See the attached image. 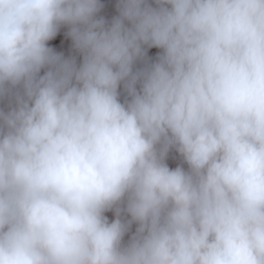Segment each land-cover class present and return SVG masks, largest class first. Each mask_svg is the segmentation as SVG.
<instances>
[{
    "label": "clouds",
    "instance_id": "obj_1",
    "mask_svg": "<svg viewBox=\"0 0 264 264\" xmlns=\"http://www.w3.org/2000/svg\"><path fill=\"white\" fill-rule=\"evenodd\" d=\"M107 7L0 0V264H264V0Z\"/></svg>",
    "mask_w": 264,
    "mask_h": 264
},
{
    "label": "rangeland",
    "instance_id": "obj_2",
    "mask_svg": "<svg viewBox=\"0 0 264 264\" xmlns=\"http://www.w3.org/2000/svg\"><path fill=\"white\" fill-rule=\"evenodd\" d=\"M102 2L106 3L108 5L107 9L105 10L108 18L111 17V15H114L115 14V8H114V5L116 3V0H102ZM69 45H70V41L68 42ZM155 49L151 50L150 51V54H153L155 53Z\"/></svg>",
    "mask_w": 264,
    "mask_h": 264
}]
</instances>
